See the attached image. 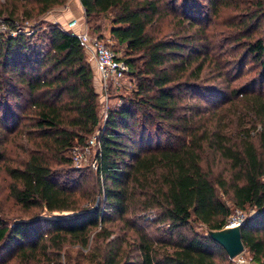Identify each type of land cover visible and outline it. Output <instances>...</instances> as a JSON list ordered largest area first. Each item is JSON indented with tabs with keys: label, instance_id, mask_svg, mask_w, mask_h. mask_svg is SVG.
Returning <instances> with one entry per match:
<instances>
[{
	"label": "trees",
	"instance_id": "1",
	"mask_svg": "<svg viewBox=\"0 0 264 264\" xmlns=\"http://www.w3.org/2000/svg\"><path fill=\"white\" fill-rule=\"evenodd\" d=\"M63 1H0V25L8 29L0 31V168L4 197L22 212L0 218V264L12 254L23 264H72L59 258L65 242L86 248L91 264H233L205 233L222 227L232 207L253 209L239 233L244 252L264 264V0H205L213 14L229 3L242 11L229 35L243 46L232 63L189 3L78 0L98 38L97 15L108 14V33L123 45L119 57L134 77L102 120L96 71L74 34L53 22L9 33L22 14ZM169 2L173 35L154 34ZM247 58L255 74L234 83ZM185 115L199 117L186 138L159 143ZM94 127L87 185L67 152ZM9 141L19 154L9 155Z\"/></svg>",
	"mask_w": 264,
	"mask_h": 264
},
{
	"label": "rangeland",
	"instance_id": "2",
	"mask_svg": "<svg viewBox=\"0 0 264 264\" xmlns=\"http://www.w3.org/2000/svg\"><path fill=\"white\" fill-rule=\"evenodd\" d=\"M182 1H184L187 4L189 3L188 6L191 5L194 8V14L196 15V18H198L197 21H199L200 23L199 26H203L206 32H211V33L214 32L213 35L218 36V38L221 37L220 45L222 46L225 45L226 49L228 50V53H223L222 58L225 59L226 62L229 61V63H232L233 59L231 58V56L233 55L237 56L243 47L241 43L242 40L236 41L235 38L229 37V35L230 36L234 35V34L232 35L231 33L236 32L235 28L237 27V21L243 15L241 13L242 11H240L241 9L239 7H233V3H229L227 5H222L218 9L217 14H213L211 10L206 6L205 0H176V5H179ZM191 1L192 2L195 1L196 5L195 4L192 5L193 3L191 4ZM236 1H238V5L241 4L240 3L241 0H236ZM243 1L246 2L247 0H243ZM169 5L170 2L164 5V8H167V15L156 21V24L153 27L154 34H160L165 37H170L173 35L171 34L173 29L172 26L173 16ZM171 5H172V1H171ZM176 11L178 12L177 6H176ZM71 17H76L78 22L84 25L89 33L95 34V32L92 31V29L89 26L90 22L85 21L83 16L82 6L80 5L78 0H64L62 3L52 5L48 9L42 12L39 13L32 12V15L30 16H25L22 14L19 18L14 19V23L18 27V30H14L13 33L10 32L9 33L16 34L17 31H20L26 34H31L35 30L43 29L46 22H53L58 24L60 27H62L65 21ZM95 21L100 24V32H101L100 39L108 46L115 49L119 55H122L123 45L115 44L113 39L110 37L108 33V28L110 25L108 14L97 15ZM259 27L261 29V25ZM12 29L13 28L9 29V31ZM6 30L8 29H6L3 25H0V31L6 33ZM257 32H259V30L254 29L252 31V35L256 34ZM225 33H227V35L225 36L226 38L223 36ZM86 59L89 60V62H92V60L88 56H86ZM257 67L258 66L256 63L250 61L249 58H247V62L242 66L241 71L239 73L233 72V74L237 75L233 82L239 84L241 82L249 80L255 74ZM133 80H134L133 74L131 72H128L126 68V70L123 71L116 80L108 82V87L106 88V91L104 93L105 96L104 100L103 101L100 100V97L102 96L98 95L99 120H102L103 118V109H102L103 103H106L107 106L118 103L121 99L120 97L123 94H125L129 90V88L132 87ZM93 84H94V88L98 91L97 84L94 81ZM262 86L264 88V82L262 83ZM198 121H199V117L196 116L185 115L175 118L160 134V136L158 137V142L163 144L175 145L183 141L186 138V133L189 127L197 123ZM8 146L9 148H11L10 150L11 153H9V155L19 154L17 151L18 147H15L12 144V142L9 141ZM67 153L70 158V154H71L70 150H68ZM93 153H94L93 145H88L87 149L84 152H82V157L77 164L72 163L70 160V163L73 167L81 168L83 172L86 174L85 184L87 185H90V183H92ZM6 181H7V176L3 173L2 168H0V218L9 221L12 219L13 215H22V212L19 209H17L16 206L12 204L9 199L4 197V191H5L4 184ZM252 210L253 209L251 207H245L241 209L244 215H247ZM107 225L112 226L115 232L120 231L117 229V225H113L110 223H108ZM196 227L200 228L199 225H196ZM79 248L80 247L76 243H72V242L63 243L61 245L59 252L60 260L63 261V263L65 260L68 259L69 262L72 264H91L87 261L84 254L86 248H80L81 251L79 250ZM3 252L5 256H7L8 253H10L8 249H4ZM17 259L18 258L15 257V254L7 256L6 264H21V263L23 264L21 260H17ZM44 259L47 258H43L42 261L43 264H48L49 262L46 263ZM30 262H32V259H30L27 263L24 264H29ZM32 263L36 264L37 261H33Z\"/></svg>",
	"mask_w": 264,
	"mask_h": 264
},
{
	"label": "built area",
	"instance_id": "3",
	"mask_svg": "<svg viewBox=\"0 0 264 264\" xmlns=\"http://www.w3.org/2000/svg\"><path fill=\"white\" fill-rule=\"evenodd\" d=\"M62 28L68 32L74 34L84 49L86 55L92 60L94 70L96 71L97 85L99 90L100 100H104V93L108 87L109 81H114L118 76L126 70L127 66L125 62L119 57V54L115 49L106 45L96 35L87 31L86 27L78 22L76 17H71L65 21ZM14 30H18V27L10 30L13 33ZM102 98V99H101ZM103 116L107 108V104L103 103ZM98 128L94 127L92 131L86 137L83 144H74L70 147V160L72 163L77 164L81 157L82 152L87 149L88 145H93L94 153L98 145ZM93 153V167L95 165V156ZM244 214L241 209L233 207V210L227 215L225 223L223 225H233L240 223ZM233 264H257L251 260L250 257L243 250L237 252L231 256Z\"/></svg>",
	"mask_w": 264,
	"mask_h": 264
},
{
	"label": "water",
	"instance_id": "4",
	"mask_svg": "<svg viewBox=\"0 0 264 264\" xmlns=\"http://www.w3.org/2000/svg\"><path fill=\"white\" fill-rule=\"evenodd\" d=\"M205 233L223 247L228 257L243 250L239 233V223L223 225L219 228H205Z\"/></svg>",
	"mask_w": 264,
	"mask_h": 264
}]
</instances>
